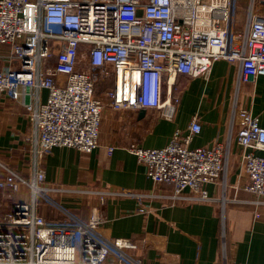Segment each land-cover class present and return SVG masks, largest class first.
<instances>
[{
	"label": "built area",
	"instance_id": "built-area-1",
	"mask_svg": "<svg viewBox=\"0 0 264 264\" xmlns=\"http://www.w3.org/2000/svg\"><path fill=\"white\" fill-rule=\"evenodd\" d=\"M238 2L0 0V45L9 47L0 53V95L19 103L33 122L36 156L54 147L90 152L99 145L105 106L156 108L171 119L178 74L204 77L222 59L239 64L241 82L264 75V0H248L244 10ZM100 79L111 85L99 94ZM233 118L245 190L264 201V154L257 153L264 152V126L247 109L236 108ZM200 129L194 116L162 147H128L147 177L172 185L171 200L206 201L204 185L225 179L228 146L191 147ZM23 186L29 199L12 201ZM50 190L39 168L31 178L11 170L0 178V203L10 205L0 214V264H145L134 240L101 232L99 206L82 218ZM96 193L99 204L108 195L147 197L130 189Z\"/></svg>",
	"mask_w": 264,
	"mask_h": 264
},
{
	"label": "crops",
	"instance_id": "crops-1",
	"mask_svg": "<svg viewBox=\"0 0 264 264\" xmlns=\"http://www.w3.org/2000/svg\"><path fill=\"white\" fill-rule=\"evenodd\" d=\"M238 1L244 10L248 0ZM8 51L7 45H0V53ZM239 67L221 59L204 77L176 75L172 94L178 101L171 119L162 118L156 108L143 109L140 115L142 109L105 106L99 145L90 152L54 147L36 156L33 122L19 103L0 95V178L7 170L23 178H31L36 168L44 170L51 196L82 218L99 206L104 217L101 232L134 240V253L145 264H264V201L245 190L233 118L236 108L247 109L264 126V75L254 83L241 82ZM107 83L111 85L110 80L97 81L96 92L100 94ZM39 96L45 101L47 91L41 88ZM194 116L201 129L190 146L227 144V174L223 182L204 185L206 201L171 200L172 185L147 177L128 147L133 142L162 147ZM103 189H130L147 197L108 195L99 204L96 191ZM29 194L23 186L11 200H28ZM40 213L52 214L44 207Z\"/></svg>",
	"mask_w": 264,
	"mask_h": 264
},
{
	"label": "rangeland",
	"instance_id": "rangeland-1",
	"mask_svg": "<svg viewBox=\"0 0 264 264\" xmlns=\"http://www.w3.org/2000/svg\"><path fill=\"white\" fill-rule=\"evenodd\" d=\"M241 3V2H240ZM106 86H110V83L105 84ZM10 208V205H6V204H2L0 203V214L5 212L6 210H8Z\"/></svg>",
	"mask_w": 264,
	"mask_h": 264
},
{
	"label": "water",
	"instance_id": "water-1",
	"mask_svg": "<svg viewBox=\"0 0 264 264\" xmlns=\"http://www.w3.org/2000/svg\"><path fill=\"white\" fill-rule=\"evenodd\" d=\"M142 113H143V109L140 111V115H142Z\"/></svg>",
	"mask_w": 264,
	"mask_h": 264
}]
</instances>
